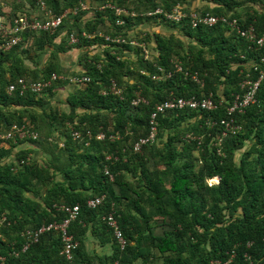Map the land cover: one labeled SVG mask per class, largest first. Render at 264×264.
<instances>
[{"label": "trees", "instance_id": "1", "mask_svg": "<svg viewBox=\"0 0 264 264\" xmlns=\"http://www.w3.org/2000/svg\"><path fill=\"white\" fill-rule=\"evenodd\" d=\"M195 1L0 0L2 20L18 12L43 18L41 3L54 15L81 3L89 6L65 19L56 33L23 32L18 45L0 52V135L28 123L38 133L37 139L0 141V219L5 218L0 264H95V258L96 264H264V78L243 112L228 111L234 96L244 91L243 78L250 74L256 81L264 73V47L222 23L192 28L189 16L180 22L165 17L175 8L187 15L212 14L264 36V8L256 6L264 0H199L203 7L197 10ZM116 8L134 16L123 15L125 23L118 26ZM161 27L171 32L153 31ZM73 32L79 41L71 45ZM98 32L121 35L125 43L110 44ZM97 47L102 51L95 52ZM74 48L84 50L82 63L68 76L62 56ZM53 73L67 80L59 78L40 94L7 92L18 79L47 80ZM73 77L89 81L73 85L68 81ZM66 85L75 87L67 96L68 112L51 105ZM137 93L148 104L133 105ZM210 94L216 109L159 114L157 141L133 151L134 143L148 135L157 105ZM75 131L81 133L78 140ZM100 133L103 139H97ZM114 133L121 138L112 141ZM27 142L41 150L43 163L35 151L21 148ZM215 177L219 183L209 185ZM97 197L104 198L102 205L88 208L86 202ZM64 204L81 206L68 229L79 241L73 263L60 255L56 232L41 234L36 243L23 235L60 221L65 215L57 209ZM112 204L127 240L123 249L102 220ZM89 223L102 242L113 241V255L78 256Z\"/></svg>", "mask_w": 264, "mask_h": 264}, {"label": "built area", "instance_id": "2", "mask_svg": "<svg viewBox=\"0 0 264 264\" xmlns=\"http://www.w3.org/2000/svg\"><path fill=\"white\" fill-rule=\"evenodd\" d=\"M109 7L110 5L107 4ZM41 10L44 14L43 18L39 17H30L27 18L23 14H16V16L9 17L8 19H1L0 18V52L7 51L13 48L14 46L18 45L21 42V34L26 31H31L35 33H43L47 32L50 34H54L58 31V29L62 26L65 19H69L74 17L75 14L79 9L87 10L89 6L87 3H81L79 7L74 8V10L69 9L63 11L59 15H54L52 12L47 11L44 9V4L41 3ZM156 12L161 13L162 11L158 9ZM123 15H131L134 16V13H130L124 9L116 8V16L119 17L116 20V25L123 26L125 21L121 18ZM189 16L190 24L192 28H197L198 26H207L212 27L217 25L218 23H222L231 28V30H235L236 34L240 37L246 39V41L255 43L259 48L264 47V36H258L254 29L250 27L249 29L243 31L241 28L238 27L235 20H229L225 17L215 16L212 14H199L197 12H191L190 14H185L181 12L178 8H175L174 11L171 13H166V19L180 22L183 18ZM85 38H91L94 36H89L83 33ZM96 36L103 38L108 43L119 44L125 43V39L121 35H106L102 33H96ZM79 37L78 34L75 32L71 33L69 36V43L71 45L78 43ZM147 57V51H145ZM261 62H264V56L261 58ZM176 70L183 71L181 64L175 62ZM254 70H257V66L253 64L252 66ZM186 76H189L188 73H185ZM164 78L166 76H163ZM191 79L201 85H203V81L200 80L195 74L190 76ZM65 79L64 77H59L58 74L53 73L49 79L47 80H36V81H26L24 79H18L16 84H10L8 86L7 92L9 94L13 93L16 89H19L21 95L30 92L33 94H40L42 93L47 87H50L54 81L58 79ZM264 78V73L260 72L258 80H253L250 74H247L245 78H243L241 82V88L244 91L240 94L234 96L231 106L229 107V113H233L235 111L243 112L244 108L247 107L251 102L254 101V97L260 81ZM157 78H155L156 80ZM158 80V79H157ZM69 83L77 85L80 82H88L89 78L87 77H73L70 78ZM117 94L120 92L115 86L112 89ZM139 104H148V101L145 97L140 95L139 93L136 94V98L133 100V105ZM217 103L215 102L212 94L207 97L203 98H195L191 97L189 99H178L176 102L167 101L162 104H159L155 107V110L151 113L150 121H149V132L148 135L145 137L140 138L137 140L133 145V151L139 153L141 148L144 145L154 143L157 141V125L158 121L157 118L159 114H164L168 110H181L184 108H189L192 110H213L217 108ZM222 124H225V127H229V123L223 121ZM236 128H240V126H236ZM225 135V133H223ZM20 136L21 138L31 137L34 139L38 138V134L34 131L33 127L29 124H14L10 128V130L0 135V141L14 139L15 137ZM74 139L78 140L81 137V133L75 131L72 133ZM104 134L100 133L97 135V139H103ZM91 137V133L88 132V138ZM190 137V136H189ZM109 138L114 141L116 139L121 138L119 133H114L109 136ZM112 156H108L110 159ZM105 174L110 177V180H113V176L110 174L109 170L105 168ZM209 185H212V180L208 181ZM104 198L97 197L94 199H90L87 201V206L89 208H96L103 203ZM61 209L66 211L69 214L70 219L76 218L79 213V206H65L61 205ZM69 220H65L63 223L52 222L48 225H43L40 228L34 229H27L23 232V235L27 236L29 241L31 242H38L40 239L41 234L48 232V231H55L60 235L61 242H62V251L61 254L65 256L67 261H71L73 258L74 251L78 248V242L75 240L74 236L68 232V223ZM4 220V218L2 219ZM102 220L113 230L114 236L116 238L117 244L123 249L127 245V240L125 239L123 232L119 228L117 219H116V211L115 208L112 206L110 211L107 215H105ZM27 246H24V250H26ZM1 261H4V258L0 257ZM231 261H228L230 264ZM112 264H120L119 260H115Z\"/></svg>", "mask_w": 264, "mask_h": 264}, {"label": "crops", "instance_id": "3", "mask_svg": "<svg viewBox=\"0 0 264 264\" xmlns=\"http://www.w3.org/2000/svg\"><path fill=\"white\" fill-rule=\"evenodd\" d=\"M256 6H257V8H259L261 10H262V8H264V4L263 3L260 4V5L258 3V5H256ZM193 7L196 10L200 9V8L203 7V3L201 1H199V0H196L195 2H193ZM246 7H248L247 4L242 7L243 10H241V11L243 12L244 9L246 10ZM157 29H160V28H157ZM163 29L166 30V28H164V27H163ZM170 32H171V30L167 29V32L161 33V34H166V33H170ZM172 32H173V30H172ZM98 33L106 34L105 32H98ZM106 35H109V34H106ZM62 38H63V35L60 36L57 39L56 42L59 43L60 39H62ZM57 43L55 44L56 46L58 45ZM102 48L101 47L95 48L96 49L95 52H101ZM83 51L84 50L82 48L81 49L74 48L72 50H69L67 54L62 56V63L64 64V66L67 67V68H69V67L73 68L75 66V68L80 69V66L78 64L82 63L81 62V57H82ZM72 56H75V57H72ZM66 57H70L71 59L68 61L66 59ZM45 59H47V54H44V55H42L40 57V59H39V67L40 68L43 67ZM73 88H75L73 85L72 86L68 85V86H65L64 88L58 89L55 92V94H54V96L52 98L51 105H55V103H57V101L59 100V95L60 94L63 95L65 92H67V95H66L65 99L62 98V100L64 101V103H63V105H64L63 111L68 112V108H65V107H67V104H66L67 96H68V93L70 91H72ZM27 148L31 149V151H32V147H27ZM35 150H36V152L34 154L33 153L32 154L36 158H38L41 161V163H43L42 159L44 158V154L42 152H40L41 151L40 149L35 148ZM43 225H45V224H43ZM93 232H96V230H95L93 224L89 223L88 224L87 233H86L85 236H83L82 249H81V252H79L78 256H80L82 254H85L86 256H91L92 257V256L95 255L96 257H99V259H105V258L113 255V251H114V248H113L114 247L113 246L114 243H113V241L106 242V240H105L104 242H102L101 238L99 236L94 235ZM95 260L96 261L94 263L95 264L98 263L97 258H95Z\"/></svg>", "mask_w": 264, "mask_h": 264}, {"label": "clouds", "instance_id": "4", "mask_svg": "<svg viewBox=\"0 0 264 264\" xmlns=\"http://www.w3.org/2000/svg\"><path fill=\"white\" fill-rule=\"evenodd\" d=\"M29 125H31L32 127H33V125L32 124H30V123H28ZM37 133V132H36ZM38 134V133H37ZM22 139H25V138H22ZM140 139V138H139ZM138 139V140H139ZM216 178H218V182L217 183H219V181H220V178L219 177H215V178H213V179H216ZM212 180V179H211ZM217 183H213V184H217ZM212 184V185H213ZM65 206H66V204H64ZM75 205H78L79 206V213H78V215L76 216V218H74V219H70V217H69V214L66 212V211H64V210H62L61 209V206L57 209V211L59 212V213H63L64 215H65V217H63L60 221H54V222H58V223H63L65 220H69L70 219V221H69V223H68V229L70 230V226H71V224L74 222V221H76L77 219H78V217H79V215H80V212H81V206L79 205V204H74V205H69V204H67V206H75ZM102 205V204H101ZM86 206H87V202H86ZM112 206L115 208V211H116V205L115 204H112ZM111 206V207H112ZM88 207V206H87ZM89 208V207H88ZM97 208V207H96ZM90 209H94V208H90ZM3 219V218H2ZM2 219H0V223L1 222H3V221H5V218H4V220H2ZM117 219V218H116ZM109 227V226H108ZM110 228V227H109ZM110 230H111V232H112V235H113V237H114V239H115V242L117 243V241H116V238H115V236H114V233H113V230L110 228ZM55 232V231H54ZM57 233V232H56ZM58 234V233H57ZM72 234V233H71ZM73 235V234H72ZM58 236H59V238H60V235L58 234ZM74 236V235H73ZM74 238H75V236H74ZM76 241H77V239H75ZM60 241H61V238H60ZM78 242V245H79V241H77ZM61 248H62V242H61ZM78 248H79V246H78ZM77 248V249H78ZM76 249V250H77ZM75 250V251H76ZM61 251H62V249H61ZM61 251H60V255H62L61 254ZM75 251H74V253H73V258H72V260L71 261H68L69 263H73V261H74V255H75ZM63 256V255H62ZM0 257H2V258H4V260H5V257L4 256H0ZM1 261V260H0ZM1 262H3V261H1Z\"/></svg>", "mask_w": 264, "mask_h": 264}, {"label": "rangeland", "instance_id": "5", "mask_svg": "<svg viewBox=\"0 0 264 264\" xmlns=\"http://www.w3.org/2000/svg\"><path fill=\"white\" fill-rule=\"evenodd\" d=\"M17 14H21L20 12H18ZM153 31H156L157 33L159 32V33H165V32H167V29L165 30V29H163V27L162 28H160V29H154ZM134 43H136L135 41H134ZM141 46H143V45H141ZM149 50L150 51H152V49L151 48H149ZM73 55V54H72ZM72 57H75V56H72ZM66 59L69 61L71 58L70 57H66ZM69 67V66H68ZM67 68V67H66ZM68 69V72H67V75L68 76H70V74L73 72V71H75V69H77V68H75V66L73 67V68H71V67H69V68H67ZM79 71V70H78ZM67 86V85H66ZM66 95H67V92H65L63 95L62 94H60L59 95V100L57 101V103H55V105H52V107H55V108H57V109H59L60 111H63V108H64V105H63V103H64V101L62 100V98H64L65 99V97H66ZM65 108H68V107H65ZM62 145V144H61ZM27 147H32V151L34 152H36V150H35V148L32 146V145H30L28 142L27 143H25L24 145H21V148H27ZM62 147V146H61ZM34 154V153H33ZM9 159H12L11 157H8ZM218 182V180H215V179H212V183H217Z\"/></svg>", "mask_w": 264, "mask_h": 264}]
</instances>
